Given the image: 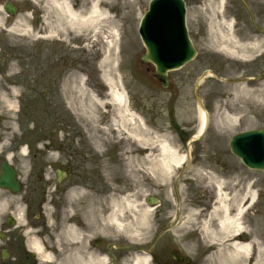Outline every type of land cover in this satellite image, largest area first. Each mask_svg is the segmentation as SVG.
<instances>
[{
	"label": "rangeland",
	"instance_id": "374dc122",
	"mask_svg": "<svg viewBox=\"0 0 264 264\" xmlns=\"http://www.w3.org/2000/svg\"><path fill=\"white\" fill-rule=\"evenodd\" d=\"M5 1L7 0H0V5ZM73 1L79 2V0ZM131 1L134 4L133 12L127 18L125 17V14L128 13L127 10H122L121 13L115 10V15L120 17L118 44L107 64L104 63L106 42L99 41L93 46L91 40H86L80 32L71 28L54 6H47L56 20L53 28L56 33L54 43L65 46L67 50L75 51L77 58L75 84L72 85V88L67 89V97L63 98L62 102H38L24 99L25 76L22 75L21 68L28 62H38L39 47L42 41L37 13L44 4L43 0L38 2L12 0L22 11H27L17 18H9L0 11V57L3 59L0 63V154L4 151L10 153L17 143L27 144L33 141L37 143L35 148L37 151H47V146H51L54 141L51 129L55 125L57 114L65 115L67 119H74L79 136L78 141L81 142L80 149L84 150L85 154L91 150L99 157H106L105 161L108 160L107 157L109 158V161L104 163L99 172L89 165L90 167L87 166L89 170L85 166L83 173L93 171L94 173L120 176L117 180L125 181L122 190L129 197V201L133 200V203H136L135 211L125 210L127 223L131 222L133 225L126 227L128 228L126 229L127 233L130 232V228L135 229L136 232L140 230L137 221L139 220V211L145 209V206L150 207L149 227L142 231L141 236L138 234L141 246H143L147 241L150 242L148 244L150 245L162 229L174 220L172 218L176 213V200H174L172 182L171 185L166 186L156 183L154 176L150 173V166L147 163L140 164L138 160L131 158L133 152H137V143L126 134L118 136L112 131L113 107L99 108L91 98L94 95L105 102L110 101L111 89L105 82V76L109 77L114 81L115 87L126 94L131 110L146 121L147 126L154 133L159 137H165L173 147L180 151L181 155L185 156V146L180 145L178 141L181 140L187 144L189 138L196 135L197 132L198 121L193 94L196 78L204 69H209L202 66L203 58L207 55H216L217 52H225L228 56L234 57L235 60H242L246 64L245 60L250 58L249 55L254 54L247 53L245 48L239 45L232 35L228 34L225 38H216L218 42L212 38L199 41L196 43L200 53L199 57L182 70L171 72L170 79L173 88L163 89L151 75L154 67L150 66L152 72L148 73L146 66L140 62L145 47L139 35V26L144 14L148 11L151 0H121V3ZM189 12H192V9H189ZM211 25L210 31L218 37V31L229 32L226 26L219 22L211 21ZM235 43L238 45L235 46ZM86 57L89 58L88 67H86ZM237 74L240 75L239 72L229 75L238 76ZM83 79L85 83L82 81ZM185 80L188 81V85L182 88ZM70 90L72 94L69 97ZM200 94L206 99L213 95L231 94L230 98H233L229 101L230 105H234L233 111L238 117H243V123L239 124L237 121L229 119L231 124L227 125L225 115L219 114L218 116L221 111L214 109L216 117L212 119L213 122L207 134L202 141L194 143L190 149L193 160L183 178L184 181L180 184L182 187L180 209L183 213L188 209L198 211L206 208L203 205H209L206 197L215 196L216 190L214 185L202 175L211 172L218 176L228 175L226 172H230V170L226 163L232 162L226 144L234 134L259 125L247 108L251 110L264 108V85L258 86V88H248L242 85L230 86L208 78L205 80ZM172 95L178 99L177 103V99ZM220 110L222 109L220 108ZM89 115H95L97 119L94 122L89 121ZM175 118L182 121V126L188 130L185 132L189 134H184L183 127L180 129L177 126V130H173L171 125L175 126ZM94 123L100 127L109 128L108 134H105V131L100 128L93 127ZM50 137L52 139L48 140ZM218 138L219 140H217ZM95 139L101 140V143L99 142L97 145ZM182 139L186 141L184 142ZM50 153V157L54 158L53 155L56 152L51 150ZM129 162L135 163L130 164ZM200 168H203V173L199 174ZM241 169L245 171L242 173ZM236 170L235 173L231 172L228 175L231 176V179L234 177L236 179L231 181L230 189H240L242 184L249 179L248 170L241 168L240 165L236 167ZM179 174V169L176 168L172 180ZM106 181V184L111 185L112 182H109L111 180L107 179ZM94 183L96 184V182ZM78 184L82 187L90 186L91 182L79 180ZM262 190L259 202L255 205L253 212L264 214V188ZM76 195L77 200H80V192ZM151 197L161 200L160 213L152 210L153 207L147 204ZM142 203L146 205L138 207ZM190 241L194 244L192 250H184V252L193 260V264L209 263L207 258L210 250L203 248L200 243L195 244L194 239H189ZM66 242L68 243L67 239ZM66 242L63 244V248L66 250L65 254H68L69 248ZM154 244L155 255L152 264H169L170 260L166 258L165 251L170 247L181 248L173 242V237L167 232L159 239L157 238Z\"/></svg>",
	"mask_w": 264,
	"mask_h": 264
},
{
	"label": "flooded vegetation",
	"instance_id": "af4514ba",
	"mask_svg": "<svg viewBox=\"0 0 264 264\" xmlns=\"http://www.w3.org/2000/svg\"><path fill=\"white\" fill-rule=\"evenodd\" d=\"M186 2L196 14L200 11L207 17L218 4V0ZM219 13L215 17L220 16L222 23H231L233 33L254 55L245 69L223 56L207 57L204 66H213L220 75L228 70L242 71L250 76L261 73L264 70V0H225ZM196 16L198 18L190 22L189 32L198 43L209 39L213 32L204 15ZM55 21V16L44 6L38 12L42 41L38 62L24 65L29 78L27 93H34L29 96L34 101L62 102L67 97V89L76 80V52L54 43ZM218 34L222 35L223 31ZM250 84L258 88L256 86L264 85V79ZM207 104L213 114L214 109L227 108L220 96L208 98ZM247 109L259 123L257 128H264V109ZM54 131L55 158L36 151L31 144L28 158H19L21 143L11 149L9 165L16 177L13 188L9 183L6 188L0 186V264H133L140 249L132 234L124 230V184L118 181L106 184L102 180L106 175L78 174V167L92 159H84L78 151L73 119L57 114ZM8 153L0 154V179ZM235 161L237 159H231L232 163ZM78 179L91 182V185L82 187ZM78 190L80 200L70 195ZM116 205L121 210L117 216L114 214ZM68 229L69 253L65 254L63 244ZM181 264L191 263L182 261Z\"/></svg>",
	"mask_w": 264,
	"mask_h": 264
},
{
	"label": "bare ground",
	"instance_id": "6f19581e",
	"mask_svg": "<svg viewBox=\"0 0 264 264\" xmlns=\"http://www.w3.org/2000/svg\"><path fill=\"white\" fill-rule=\"evenodd\" d=\"M43 2L54 6L71 28L80 32L86 40H91L93 46L99 41L106 42L105 64L109 63L118 44L120 17L113 16L114 11L118 10L121 13L122 10H127L128 13L125 14L127 18L132 14L134 6L133 1L121 3V0H79V2L43 0ZM0 11L3 12L1 5ZM105 82L111 89L110 101L105 102L94 95L91 100L96 102L99 108L113 107L112 131L118 136L126 134L137 143V152H133L131 158L138 160L140 164L147 163L156 183L171 185L176 168L184 163L185 156L181 155L165 137H159L154 133L145 121L131 110L126 94L115 87L112 79L105 76ZM88 119L94 122L97 118L95 115H89ZM229 119L235 120L234 117ZM200 121L199 133L205 129L207 120L204 113ZM92 126L104 130L105 134L109 132V128L100 127L95 123ZM95 141L97 145L101 143L99 139ZM202 169H197L199 174L203 173ZM202 176L214 185L215 200L208 209L203 208L198 211L188 209L184 213L178 209V223L171 233L173 242L182 250H192L194 244L189 242V239H194L195 244L200 243L203 248L210 250L207 261L211 264H264V214L253 212L258 195L256 182L246 181L240 189H230V183L236 180L235 177L227 179L212 172L204 173ZM74 192H70V195L79 194V190ZM124 197L122 202L126 205V209L135 211L136 203H133V200L129 201L126 195ZM122 202L118 200L119 204ZM143 204L138 207L141 208ZM145 207L139 211V220H137L140 225V230L138 229L140 236L142 231L149 227L150 207ZM118 213L116 211V216ZM117 223H119L118 219ZM126 227L125 224L124 228ZM68 231L70 232V229ZM135 264L151 263L148 256L139 255L135 259Z\"/></svg>",
	"mask_w": 264,
	"mask_h": 264
},
{
	"label": "water",
	"instance_id": "95a60500",
	"mask_svg": "<svg viewBox=\"0 0 264 264\" xmlns=\"http://www.w3.org/2000/svg\"><path fill=\"white\" fill-rule=\"evenodd\" d=\"M6 10L15 13V8L9 3ZM184 19L182 0H155L141 26L140 32L147 47L142 62H152L157 66L154 76L164 87L168 86V71L180 68L196 54L187 36ZM251 142L256 143L255 149L263 154L261 160L251 155ZM232 149L250 167L264 170V132L237 136Z\"/></svg>",
	"mask_w": 264,
	"mask_h": 264
}]
</instances>
